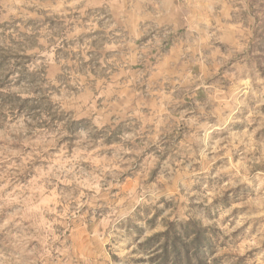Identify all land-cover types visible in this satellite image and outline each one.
Returning <instances> with one entry per match:
<instances>
[{"label":"clouds","instance_id":"9594fccd","mask_svg":"<svg viewBox=\"0 0 264 264\" xmlns=\"http://www.w3.org/2000/svg\"><path fill=\"white\" fill-rule=\"evenodd\" d=\"M89 9L93 11L89 13ZM229 12L233 15L229 16ZM0 15L4 20H21L16 25L19 31L9 29L0 37V49L23 56L29 52L26 41L32 40L37 43L31 52L44 57L43 61H20L19 67L16 59L11 60L13 83L0 87V93L20 98L5 105L0 97V112L7 117L0 116V178L7 182L19 175L21 159L28 164L47 156L44 182L53 193L57 185H64L47 202L53 207L45 208L43 216H28L23 207L8 213L0 223V264H102L106 244L112 242L114 248L137 247L157 227L163 229L164 235L157 237L159 244L154 241V251L163 252L165 246L171 250L173 230L185 245L191 246L197 233L190 230L188 222L196 220L200 227L209 228L215 223V213L228 216L241 205L231 203V207L221 208L212 200L240 185H246L250 192L244 194L247 199L240 197L248 212L240 216L237 226L253 215L264 217V141L257 146L253 140L255 132L264 128V66H258L253 57H264V51L249 53L254 29L264 24V0H0ZM85 17L86 23H81ZM49 18L57 25L49 28ZM29 19L34 23L26 26ZM229 20L234 23L228 25ZM93 32L95 36L84 38L83 44L78 42L81 33ZM9 38L18 43L10 44ZM62 40L73 44L65 49L66 56L57 57L55 50L62 47ZM224 40L230 47L221 53L216 45ZM168 48L180 49L181 55L171 56L165 51ZM42 64L49 66L50 77L15 83L24 69L35 73ZM221 67L224 72L219 71ZM60 73L65 79H57ZM201 91L205 99H196ZM188 97L192 103L177 112ZM218 99L220 103L215 102ZM25 101L37 106L31 117L27 108L19 118L10 115ZM249 103H254L250 125L257 126L239 137V144L249 145L245 155L257 148L259 158L251 163L242 161L223 183L211 167L215 157L207 153L206 175L190 163L180 169L179 176L175 171H164L163 181L149 180L146 165L140 171L139 183L123 194V211L109 212L113 224L116 219L123 221L120 226L114 231L109 229L105 217L103 225L97 220L84 233V218L98 207L96 202L104 198L109 183L116 186L121 173L135 175L141 158L151 166L167 164L162 160L167 148L181 147L173 135L177 121L190 125L192 135L199 134V140L207 142L210 133L225 135L227 122ZM185 116L189 119L184 120ZM81 118L83 122L74 126L73 121ZM122 121L125 124L119 141L105 157L103 142ZM149 124L155 125V130L143 126ZM165 137L171 140L167 147H161ZM224 142L232 146L233 138ZM73 146L76 157L67 167L59 158L52 163L53 152L63 157ZM184 147H188L187 138ZM96 163L99 167L93 166ZM257 164L261 166L258 171ZM161 197L171 201V206ZM188 201L202 207L188 210ZM10 204L29 205L31 198L22 194L5 198L0 209ZM104 207L112 209L115 205L105 201ZM24 219L32 223L21 228ZM102 227L105 231L100 230ZM25 228L32 234L23 235ZM205 236L214 242L211 230ZM251 239L259 247L264 243V234ZM227 250L236 251L231 245ZM236 259L224 257L223 264H235ZM145 264L154 262L146 257Z\"/></svg>","mask_w":264,"mask_h":264},{"label":"rangeland","instance_id":"374dc122","mask_svg":"<svg viewBox=\"0 0 264 264\" xmlns=\"http://www.w3.org/2000/svg\"><path fill=\"white\" fill-rule=\"evenodd\" d=\"M89 13L93 10L89 9ZM78 15V14H77ZM233 14L229 12V16ZM49 28L57 25V21L49 18ZM87 17L84 18L81 23H86ZM21 20L19 18L10 17L8 20H4L3 16L0 15V29H3V32H0V37L4 36V34L9 29H19L16 28L17 24H20ZM34 23L33 20L29 19L26 22V26H30ZM102 23V22H101ZM228 25L234 23V21L229 20ZM100 27V24L97 25V28ZM224 24H221V29L223 32ZM96 33H81L77 38L80 44H83L84 38H91L95 36ZM21 37H24L25 34L23 32L20 33ZM9 43L16 45L18 41H15L9 38ZM37 43L32 40H27L26 45L29 48V52L23 56H19L18 54H13L9 50L0 49V87L8 86L13 83L11 77L14 75V72L9 69V64L11 60L16 59L18 61L17 67L20 66V61L23 62H35L37 60L43 61L44 57L35 55L31 52V48L34 44ZM96 41H93V46ZM62 47L57 48L55 50V55L57 57L66 56L68 53L65 51L70 45L73 44V41L67 40L61 41ZM230 47V43L227 40L218 41L216 48L219 52L223 53ZM171 56L179 57L181 55V50L176 49L173 51L171 48L165 49ZM264 51V24H260L253 31L252 38L249 42V53ZM87 55L91 56V53H87ZM73 60L76 59V56L73 55ZM81 59L83 57L81 56ZM169 57H165V64H167ZM253 59L257 62L258 66H264V57H253ZM87 64L91 63V60L86 62ZM67 67V66H65ZM220 72H224V67L219 69ZM50 77L49 66L46 64H42L37 68L35 73H30L27 69H24L15 83L17 85L20 84L21 81H26L28 83L32 82L33 78H48ZM58 80L65 79L63 73L57 75ZM70 91V89H69ZM215 95V94H214ZM0 97H2V103L7 105L13 103L14 100H19V97H12L10 95H4L0 93ZM161 99H163L161 97ZM196 99H205L203 92L201 91ZM216 103H220L221 100H216ZM192 103V98L188 97L185 100V103L181 105L177 112H181L184 108L188 107ZM254 107V103H249L246 107L241 108L236 112L235 119L227 122V133L225 135H218L216 133H210L207 142H201L199 140V134L197 136L192 135V127L190 125L185 126L183 121H177V129L173 135L176 137V142L181 145L179 149L167 148L162 157V160L167 161V164L158 163L155 166H151L150 162L141 158L137 160V164L139 167L135 170V175L131 172L121 173L119 179L116 183V186L113 187L111 183L105 188V196L101 201H97V208H93L91 213L86 216L85 223L82 226L84 233H88L89 224L94 222H98L103 225L104 218L108 219V228L114 231L115 228H118L120 224L123 222L121 219H116L113 224V216L109 215L110 211H115L116 209H120L123 211V194H126L130 191L136 184L139 183L138 177L140 171L148 166V175L147 179L156 180L159 179L161 181L164 180V171L172 172L175 171L177 176L180 174L181 168H187L188 164H192L194 169H199L201 175H206L204 172L205 166L208 164V156L205 153L214 156L215 159L211 163V167L215 169L218 174V179L221 183L227 178L230 172L237 171L242 163H251L252 159L259 158L261 153L257 150V148H253L251 152H247L245 155V150L249 147L246 144H239V137L245 136L252 129L256 128V124H251L249 122L250 111ZM25 108H27L28 115L31 117V114L36 111L37 106L30 105L25 101L24 104L19 106V110L10 113L16 118H19L25 115ZM37 115L39 113H36ZM0 116H4L3 112H0ZM84 118L80 120L73 121V125H79L83 122ZM189 117L185 116L184 120H188ZM258 119V118H257ZM125 122H121V124L116 125L115 128L111 130V134L107 136V138L103 142V151L105 157L111 154L110 150L114 148V146L119 141V136L121 131L124 129ZM144 127H152L155 130V125H143ZM48 130H45L47 134ZM228 137L233 138V145L230 146L228 143L224 142ZM187 138L188 147L185 148V140ZM171 137H165L164 143L161 147H167L170 142ZM256 145L258 146L261 141H264V128L255 132V136L253 137ZM195 141V142H194ZM238 145V146H237ZM26 151H30L26 149ZM52 151V149H49ZM96 151H101V148L98 146ZM69 152L71 155H69ZM52 163H56L55 158H59L60 162L64 164L65 167L68 166V162H71L74 157H76V148L73 146L67 152H65L64 156L61 157L59 152H53ZM94 160H98V157H94ZM78 160V158H77ZM23 167L18 169L19 175L15 176L13 180L5 181L3 178H0V205L5 203V198L16 197L18 194H22L24 198H31V204L29 205H20V204H10L6 209H0V223L3 220L8 218V213H11L16 210L18 207H23L24 212L27 213L28 216H43V210L45 208L53 207L51 203H47L50 201L52 195L59 194L60 190L64 188V185H57L55 193H53L52 189L44 182L46 177L44 176L45 171L47 170V166L49 164V158L47 156L41 157L39 160L29 161L28 164H25L21 159L19 161ZM31 165V166H30ZM59 166V165H57ZM94 167H99V164L96 163L93 165ZM84 171H88V168L85 167L84 164L80 165ZM260 165H255V169L258 171L260 169ZM3 168L0 167V177H2ZM5 183L8 184V187H5ZM87 191V189L85 190ZM250 192V188L246 185H240L235 189H228L223 197L213 199L212 203L219 204L221 208L231 207V203H238L241 206L232 209V212L228 216L221 215L220 212L215 213L214 220L215 223L209 228L200 227L199 221L191 220L190 230L191 231H199L203 244L206 245V248H202V250L208 253L207 259L208 264H223L224 257H237L235 260V264H262L264 262V256L261 253H264V243H260V246L257 247L252 241V237H255L258 233L264 234V217L253 215L251 219H246L244 223L237 226V221L240 219L241 215H244L248 212L247 208L243 206L241 203L240 197L243 195L244 199H247V196L244 195ZM231 193V197L229 196ZM169 195H172L169 192ZM180 198L183 200V192H180ZM105 201L114 204L115 208L108 209L104 207ZM161 201H164L167 205L171 206V201L165 200L164 197H161ZM58 207V205H56ZM202 207V205L193 204L191 201L187 203V209L191 210L193 208ZM29 208L34 209L35 211H28ZM179 210V209H177ZM187 214V212L185 213ZM45 220L46 216L43 217ZM19 219V217H18ZM15 223V222H14ZM32 221L28 219H24L21 224V228L24 226L31 224ZM182 223V222H181ZM11 227V225H10ZM101 231H105L102 227ZM211 230L215 234L214 242L209 241V239L205 236V232ZM163 229L161 227H157L154 232L147 235L145 239L151 236L154 233L162 232ZM25 236L31 235L32 230H28L25 228L22 233ZM144 239V240H145ZM37 243L36 241H32V244ZM232 246L236 249L234 252H230L227 249L229 246ZM107 252L101 258L102 264H141L137 262L139 259L145 260L148 258V254H144L143 248L132 247L128 245L127 247L114 248L112 242H109L105 245ZM211 256V259L208 256ZM112 257H115L112 258Z\"/></svg>","mask_w":264,"mask_h":264},{"label":"trees","instance_id":"16d2710c","mask_svg":"<svg viewBox=\"0 0 264 264\" xmlns=\"http://www.w3.org/2000/svg\"><path fill=\"white\" fill-rule=\"evenodd\" d=\"M188 224L191 225L190 221ZM195 232L197 233V239L191 246L185 245L180 236L177 235L173 230V242L171 250L165 246L163 252H160L158 249H155L154 251L155 244L160 243L157 237L164 235L163 231L154 233L147 237L143 244H140L139 247L143 248L142 252L144 254H148V259H151L154 264H186V262L187 264H194L195 260H199L200 264H208V253L202 250V248H206V245L203 244V239L200 232L197 230H195ZM166 244L167 241H165V245ZM112 258L115 259V257ZM137 262L145 264V260L143 259H139Z\"/></svg>","mask_w":264,"mask_h":264}]
</instances>
